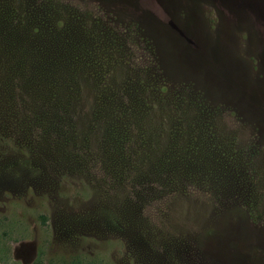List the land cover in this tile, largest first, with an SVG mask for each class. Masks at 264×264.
Masks as SVG:
<instances>
[{"label": "rangeland", "instance_id": "rangeland-1", "mask_svg": "<svg viewBox=\"0 0 264 264\" xmlns=\"http://www.w3.org/2000/svg\"><path fill=\"white\" fill-rule=\"evenodd\" d=\"M34 27L76 37L78 59L46 75L78 92L85 134L0 122V264H264V0H0V79L28 83ZM89 105L118 143L89 137ZM102 158L160 185L141 200Z\"/></svg>", "mask_w": 264, "mask_h": 264}, {"label": "trees", "instance_id": "trees-1", "mask_svg": "<svg viewBox=\"0 0 264 264\" xmlns=\"http://www.w3.org/2000/svg\"><path fill=\"white\" fill-rule=\"evenodd\" d=\"M42 18L41 22H44ZM1 21L4 24V21ZM33 32L36 36L40 35L39 38L44 37V35L47 36V42L41 47L45 55L41 60L32 64L33 67L31 68V75L28 83L22 81L21 85H19L18 80L15 81L14 76L10 77L11 70L3 68L2 78L0 79V122H2L3 125L7 123L9 125V127H7L8 131L15 134L17 138L23 137L17 132V128L13 123L25 129L31 128L32 131L37 132V139H48L52 133L65 136H72L75 133L85 134V129L80 130L75 125L79 119L78 115H82V111L84 110V108L80 106V100L76 95L78 92L76 89L73 90L72 93L65 94L52 92L50 89L52 80L46 75L50 67L64 71L65 67H69L72 61L75 62L78 59L77 54H79L80 46L75 39L76 37L62 38L61 41L57 42L56 46H53L48 43L50 37V34L47 35L48 30L42 33V31H39L38 27H34ZM67 82L66 83L69 84V81ZM61 87L60 85L59 88ZM72 87L75 88L76 83H73ZM129 91L130 89L127 85L122 86L121 94H123V96L120 97L126 99L130 103L133 101V97L129 96ZM89 104L91 105L92 101H90ZM90 105L86 107H89L87 110L88 113L85 112L86 120L84 118L82 119L86 121V126L87 124L90 125L95 129L93 131L97 133L89 137L97 146L103 147L109 141L118 143L114 137L116 135V125L113 123L112 115L102 120L99 112ZM100 127L104 129L101 133ZM24 135L26 134L24 133ZM71 146L72 145H70V147ZM105 155H107V153H105ZM114 159L115 158H102L103 162L106 160L108 161L109 165L107 166H109L110 170L107 168L106 170L108 171L113 185L116 183L122 187H140L136 194L138 198L145 196L146 193L152 195L151 189L156 187V183L160 185V180L154 178L150 174L143 175L142 172L132 171L131 173L123 172V168L113 165L111 161ZM168 167H171V165ZM143 199L144 198H141V200ZM141 202H133V209L138 211L143 210L144 208L141 206ZM226 225L227 227L231 225L233 227L232 229L238 231L240 226V215L238 213H231L227 217ZM214 232H216L214 228H212L211 225H207L203 230L201 229L194 235L186 231L185 233L179 231L177 234L180 238H187L191 241L195 240L196 242L205 239V236L213 235ZM30 264H42V261L40 258H36Z\"/></svg>", "mask_w": 264, "mask_h": 264}]
</instances>
